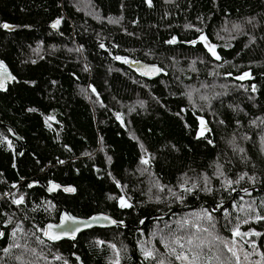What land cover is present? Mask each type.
<instances>
[{
    "label": "trees",
    "instance_id": "1",
    "mask_svg": "<svg viewBox=\"0 0 264 264\" xmlns=\"http://www.w3.org/2000/svg\"><path fill=\"white\" fill-rule=\"evenodd\" d=\"M0 60V264H264V0H0ZM63 208L124 226L49 241Z\"/></svg>",
    "mask_w": 264,
    "mask_h": 264
},
{
    "label": "snow or ice",
    "instance_id": "2",
    "mask_svg": "<svg viewBox=\"0 0 264 264\" xmlns=\"http://www.w3.org/2000/svg\"><path fill=\"white\" fill-rule=\"evenodd\" d=\"M148 3H149V6H151V0H148ZM57 24H59V21H57L56 24H53V27H56ZM3 27L9 28L10 26L5 24V25H3ZM200 39L203 40V41L207 40V38L203 37V36ZM170 42H172V41H170ZM193 43H195V42H193ZM205 46L212 53L213 56H215L217 59H219V56H217V54H216V52L214 50V46L208 45L207 43L205 44ZM3 67H4L3 64H0V68H3ZM246 76H248V73H245L243 76L238 77V79H244ZM3 87H4L3 82H2V80H0V89H2ZM253 90H255V89H253ZM61 163H63V162L61 161ZM142 163L147 164L148 161L147 160H143ZM241 179H243V177H241ZM238 182L239 181H236V183H238ZM231 183H232V181H228L229 185H231ZM58 187H59V185H55V184L52 185V189L53 190H55ZM193 187H195V185H193ZM186 190L191 191V189H186ZM65 191H75V189L68 188V189H65ZM22 202H23V197H21L19 200L15 201V203L18 204V205L21 204ZM120 203H121V207L130 206V205L126 204V202L123 200V198H121V202ZM92 219L93 220H99V219L107 220L108 217H93ZM207 219L210 221L211 220V216L208 215ZM257 219H264V217H257ZM185 223H187V222H185ZM73 225H75V227H73ZM80 225L91 226L87 221H80V220H77V219H75L73 217L65 216L63 218V222L60 225L56 226L57 228L62 229L63 230L62 232H60L58 234H53L52 233L53 226L52 225H48V231L45 232V235H47L50 240L58 239L60 236H64V235H67L70 238L74 239L75 238L74 234L80 230V227H79ZM194 227H196V231L197 232H199V231L207 232L208 231L207 228L201 229L199 227V225H194ZM213 227H214V225H213ZM17 230H19V228H17ZM251 234L252 235H259L258 233H251ZM3 235H4L3 233H0V236H3ZM233 235L241 236V235H248V233L241 234L239 232V230L237 229V230L234 231ZM12 236L15 237L16 236V232H13ZM183 239H184L183 237H177V238H175L173 240V243L178 245L180 249H184L185 244L181 242ZM40 242L43 243V241H40ZM100 243H103V242L101 241ZM186 243L190 246L189 247V251L190 252L192 251L193 248L200 249L201 251L200 252H193V254L191 255V258H190L188 255L185 254L184 251L177 252L176 249L173 248L171 250V252L169 253V255L174 256L176 260L182 261V262H184V264H196V262L201 257L202 250L206 246L205 245V241L200 240L199 242H197L196 238L193 235H189L187 237ZM222 243H224V246L227 248V251L231 253V256L235 258L236 264H239L240 256L238 255L237 249L234 246H229L227 243H225L223 241H222ZM231 243H232V245H235L236 241H232ZM16 246L19 247V245H16ZM168 246L169 245L167 244V242H165V247H168ZM111 247L114 248L115 246L112 245ZM4 251L7 252L8 249H4ZM144 255H145L146 259L154 258L153 257V253L151 251L145 250ZM247 255L248 254L246 253L245 254V259H247ZM262 258H264V257H262ZM213 259L216 261V264H229V261L226 260L225 258H223V253L222 252H217L214 255V257H209L208 258V264H211V261ZM158 264H165V262H164V260H160V261H158Z\"/></svg>",
    "mask_w": 264,
    "mask_h": 264
},
{
    "label": "water",
    "instance_id": "3",
    "mask_svg": "<svg viewBox=\"0 0 264 264\" xmlns=\"http://www.w3.org/2000/svg\"><path fill=\"white\" fill-rule=\"evenodd\" d=\"M0 64H3V66H4L3 68H0V80H2L3 85H4V87L2 89H0V90H5L6 87H7V84L11 83L13 81L14 76L11 73V71L9 70V68L7 67V65L3 61L0 60ZM128 66L133 68L140 76H142L144 78H147V79L157 78L162 73L161 66L159 64H156V63H147V62H144V61H135V62H129ZM0 124H2V123H0ZM6 127L10 130L12 136L17 138L20 142H22L21 138H19L18 135L9 126H6ZM53 184L58 185V184L52 183V182H50L48 184H43V183H41L39 181H37V182L33 181V182L30 183V187L38 186V187L42 188L45 192H47V194H49L52 197H55V195H56V193H57V191L59 189H62L64 191H65V189H68V188H72L73 189V187H71V186H60L59 185L58 188L53 190L52 189V185ZM65 192L71 193L73 191H65ZM65 216H70V217H73V218H75L77 220H80V221H87L91 225V226L80 225L79 226L80 230L74 234L75 238H77V236L81 232L86 231V230L91 229V228H112V227H115V226H124L123 223L117 222L113 217H111L108 214L96 213V214H93V215H91L89 217H78V216H75V215L71 214L66 208H63V210H62V212L60 214L58 222L48 223V224L45 225V227H44V237L47 240L56 241V240H63V239H73V238H70L67 235H64V236H60L58 239L50 240L48 238V236L45 235V232L48 231V225H52L53 226V229H52V233L53 234H58V233L62 232L63 230L57 228L56 226L60 225L63 222V218ZM93 217H108V219L107 220H105V219L93 220L92 219ZM73 227H75V225H73Z\"/></svg>",
    "mask_w": 264,
    "mask_h": 264
},
{
    "label": "rangeland",
    "instance_id": "4",
    "mask_svg": "<svg viewBox=\"0 0 264 264\" xmlns=\"http://www.w3.org/2000/svg\"><path fill=\"white\" fill-rule=\"evenodd\" d=\"M57 22V21H56ZM56 22H54L53 24H56ZM202 125H203V122L201 123V127H202ZM124 200V199H123ZM125 201V200H124ZM126 202V201H125ZM127 204V203H126Z\"/></svg>",
    "mask_w": 264,
    "mask_h": 264
}]
</instances>
